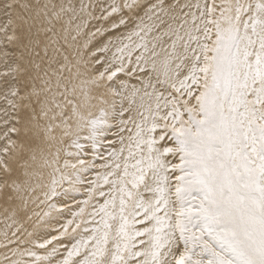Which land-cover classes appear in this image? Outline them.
Wrapping results in <instances>:
<instances>
[{
	"label": "snow or ice",
	"instance_id": "snow-or-ice-1",
	"mask_svg": "<svg viewBox=\"0 0 264 264\" xmlns=\"http://www.w3.org/2000/svg\"><path fill=\"white\" fill-rule=\"evenodd\" d=\"M0 264H264V0H0Z\"/></svg>",
	"mask_w": 264,
	"mask_h": 264
}]
</instances>
